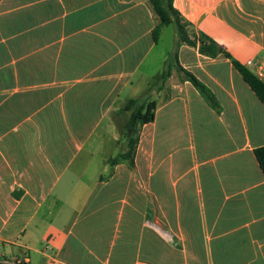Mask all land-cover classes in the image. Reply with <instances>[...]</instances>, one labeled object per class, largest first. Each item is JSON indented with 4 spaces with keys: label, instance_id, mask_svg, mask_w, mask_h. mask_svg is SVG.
I'll return each instance as SVG.
<instances>
[{
    "label": "crops",
    "instance_id": "0c3cea01",
    "mask_svg": "<svg viewBox=\"0 0 264 264\" xmlns=\"http://www.w3.org/2000/svg\"><path fill=\"white\" fill-rule=\"evenodd\" d=\"M150 6L149 0H0V264L24 253L30 264H168V253L169 264H264V177L253 155L264 146V106L228 59L200 54L176 30L179 66L221 110L207 105L173 61L176 71L158 89L162 102L153 100L154 121L143 126H152L154 141L167 142L173 133L177 162L190 163L158 172L156 202L172 249L158 237L152 252L148 230L134 240L119 229V206L103 192L113 179L110 157L109 180L102 178L106 171L98 174L88 197L77 198V207L67 204L79 197L91 162L80 156L88 116L69 104L72 86L23 90L16 79L35 76L26 63H60L55 77H68L67 62L88 60L100 63V77L114 63L121 66L117 77H127L156 44L151 31L159 19ZM172 7L190 39H212L241 65L264 61V0H172ZM49 73L40 69L39 77ZM112 89H95L92 125L100 124ZM13 95L12 115L1 108ZM18 109L27 113L18 118ZM50 121L54 129L47 130ZM202 131L211 132L205 150Z\"/></svg>",
    "mask_w": 264,
    "mask_h": 264
},
{
    "label": "rangeland",
    "instance_id": "374dc122",
    "mask_svg": "<svg viewBox=\"0 0 264 264\" xmlns=\"http://www.w3.org/2000/svg\"><path fill=\"white\" fill-rule=\"evenodd\" d=\"M174 28L172 24L160 27L155 46L145 54L142 61L133 63L127 77H117L121 70L119 63L112 64L113 66L106 69V72L102 74L103 77H100L103 72L100 69V63L88 60L65 64V70L68 71L70 79L68 77H55L54 71L59 68L60 63H55L52 66L46 63H38L37 67L34 64L26 63L28 69H32L31 71L34 72L35 76L16 79L17 86L23 90L46 84L60 85L63 89L72 86L74 90L69 92L68 97L71 99L69 104L75 103L79 107L76 112L81 115L84 113L88 117L94 114V102L99 96V92H95V89L102 88V86L105 88L113 87L112 91L107 93L106 103L104 102L100 110L103 114L100 124L92 125L90 120L93 117H86L85 123L81 126V129L85 130V133L89 132V135L87 134L85 150L80 156L81 159L84 157V161L91 160V162L87 167L86 175L79 184V190L76 192L79 197L73 196L67 203L70 204V207H77L75 203L77 198L88 197L92 188V179L98 174L106 171L102 178L105 181L109 180L107 179L108 167L105 165L104 159L114 157L121 148V134L130 116V112L122 111L126 102L129 99L162 102L165 95L162 94L161 97L159 94L158 89L160 85L163 86V83L161 84L158 78L164 68L170 72L176 71L173 64V52L176 50ZM40 69H48L49 76L39 77ZM57 116L60 118L59 114L56 113L54 115L55 121L59 120ZM43 117L45 116L43 115ZM51 125H54L52 121L49 122V126L46 125L47 130L54 129ZM205 133L202 131L200 133L201 139L198 137L200 139L198 140L199 145L203 150L210 147L211 132ZM168 137L171 139L167 142L164 139L158 141L157 137L154 141L152 126L140 128L134 173L124 165L114 167L111 184L103 190L104 194L114 199L119 206V229L133 233L134 240H139L138 233L142 230L145 232L148 230L150 241L159 237L165 240L167 244L173 242L169 232L164 228L163 220L159 218L161 216L155 196L156 188L160 183L158 172L164 169H172L175 164L185 169L189 167L190 163L184 158L181 161L178 159L177 162L173 154V133H170ZM85 151L92 153L93 158L89 159V153H85ZM160 165L162 166L158 169ZM151 173L153 176L150 180L148 175ZM151 224L165 231L161 233Z\"/></svg>",
    "mask_w": 264,
    "mask_h": 264
},
{
    "label": "trees",
    "instance_id": "16d2710c",
    "mask_svg": "<svg viewBox=\"0 0 264 264\" xmlns=\"http://www.w3.org/2000/svg\"><path fill=\"white\" fill-rule=\"evenodd\" d=\"M149 3L159 19V25L151 31L152 39L155 43L158 39L160 27L172 24L175 27L180 42L190 47H197V50L200 54L207 55L209 57H214L217 54H221L226 59H228L233 68L240 74L243 81L249 86V88L264 106V85L260 83L243 65L233 59L223 47L219 46L212 39L203 36L198 40L190 39L187 36L183 26L180 24L176 11L172 7V0H149ZM173 61L176 64L177 71L182 73L183 78L192 85V87L198 92V94L211 109L219 113L221 108L212 92L191 73L179 66L176 54L173 55ZM169 75L170 70L164 68L158 78L159 82L161 84L164 83ZM15 98L17 99V96H15ZM13 100L14 95L9 98L1 110H3L5 107L7 113L10 112L13 115L15 112L14 109H16L13 106ZM34 105H40V100L38 99ZM155 110L156 103L154 101L129 99L126 102L122 108V111L130 112V116L121 134L122 143L119 152L114 157H110L107 160V165L111 170L118 164H124L129 170H133L135 168V155L139 142V129L144 125L150 124L154 121ZM16 112L18 114V118L24 113H27L25 109H18ZM253 155L264 177V146L253 149ZM172 247L173 243L167 244V250L172 249ZM150 248L152 252L157 253L156 240H151ZM167 255L168 256H166L165 262L171 263L173 258L172 254L168 253Z\"/></svg>",
    "mask_w": 264,
    "mask_h": 264
},
{
    "label": "built area",
    "instance_id": "2783aa9c",
    "mask_svg": "<svg viewBox=\"0 0 264 264\" xmlns=\"http://www.w3.org/2000/svg\"><path fill=\"white\" fill-rule=\"evenodd\" d=\"M243 66L264 85V61L246 60ZM3 264H30L29 256L24 253L20 257L12 260H4Z\"/></svg>",
    "mask_w": 264,
    "mask_h": 264
}]
</instances>
